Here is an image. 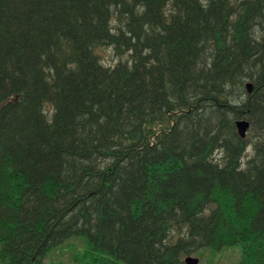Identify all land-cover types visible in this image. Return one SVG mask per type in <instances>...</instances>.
I'll return each instance as SVG.
<instances>
[{"label": "trees", "instance_id": "obj_1", "mask_svg": "<svg viewBox=\"0 0 264 264\" xmlns=\"http://www.w3.org/2000/svg\"><path fill=\"white\" fill-rule=\"evenodd\" d=\"M235 245L264 264V0H0V264Z\"/></svg>", "mask_w": 264, "mask_h": 264}, {"label": "rangeland", "instance_id": "obj_2", "mask_svg": "<svg viewBox=\"0 0 264 264\" xmlns=\"http://www.w3.org/2000/svg\"><path fill=\"white\" fill-rule=\"evenodd\" d=\"M192 256L201 260L199 264H237L241 260L242 248L239 245L226 247L222 250L206 248Z\"/></svg>", "mask_w": 264, "mask_h": 264}, {"label": "water", "instance_id": "obj_3", "mask_svg": "<svg viewBox=\"0 0 264 264\" xmlns=\"http://www.w3.org/2000/svg\"><path fill=\"white\" fill-rule=\"evenodd\" d=\"M246 87H247L248 93L251 94L252 91H253V88H254L253 83H248L246 85ZM236 126H237V129H238V132H239L240 136L243 139L246 138L248 130L250 128L249 121H247V120L239 121V122H237ZM185 262H186V264H199V259L198 258H194L192 256H189V257L186 258Z\"/></svg>", "mask_w": 264, "mask_h": 264}]
</instances>
